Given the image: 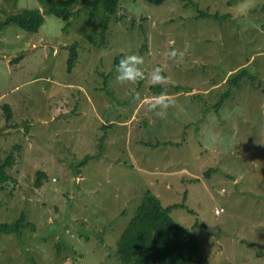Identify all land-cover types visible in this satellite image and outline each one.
<instances>
[{
	"label": "rangeland",
	"instance_id": "rangeland-1",
	"mask_svg": "<svg viewBox=\"0 0 264 264\" xmlns=\"http://www.w3.org/2000/svg\"><path fill=\"white\" fill-rule=\"evenodd\" d=\"M90 1L64 20L47 0H0V22L23 9L44 17L35 33L0 29V163L12 155L0 222L24 211L34 226L21 240L0 233V264H123L116 241L147 190L163 206L186 191L170 216L199 239L203 264H264V0H123L104 37ZM131 53L145 77L119 82L114 61ZM243 65L257 86L243 79L214 107ZM158 66L170 86L159 117L148 110ZM100 138L102 157L76 172ZM37 170L48 174L39 188Z\"/></svg>",
	"mask_w": 264,
	"mask_h": 264
},
{
	"label": "trees",
	"instance_id": "trees-1",
	"mask_svg": "<svg viewBox=\"0 0 264 264\" xmlns=\"http://www.w3.org/2000/svg\"><path fill=\"white\" fill-rule=\"evenodd\" d=\"M43 2V0H40ZM80 0H47L45 4L46 12L53 14L64 20L68 19L74 12H80V8L74 10V7ZM86 2L87 0H81ZM155 5L162 4L165 0H145ZM123 0H91L89 15L91 17L99 16V22L93 27L97 31L102 28L103 37L116 13L117 7ZM199 16L213 17L215 19L226 18L227 15L219 13H208L200 11ZM44 20L43 14L39 9H23L21 12L9 15L4 21L0 22V29L7 24L13 23L21 29L35 33ZM93 39H95L93 37ZM91 43V42H90ZM78 43L74 42L69 47V57L67 59V71H71L78 58ZM121 56H124L121 54ZM121 56L114 61V68L118 64ZM243 79H249L251 84L254 83L255 76L250 72L248 67L241 66L239 69L231 72L226 80L225 91L220 94V99L214 107H219L224 98L231 96L234 89L238 88ZM150 88L159 96L161 93L166 95V90L170 86L150 85ZM178 88V86H175ZM3 114L8 123L11 119L12 112L9 104H3ZM110 126V125H106ZM105 127V126H102ZM2 130V129H1ZM160 144H173V142H158ZM154 145V146H155ZM105 149L103 139L100 138L97 144V152L94 155H85L81 162L76 165V172H79V166L87 163L91 159L102 157ZM12 163V155L9 154L5 160L0 163V184L8 179L5 169ZM72 165V164H71ZM75 168V165H73ZM210 172V171H209ZM34 181L35 187L39 188L42 181L48 176L46 171L37 170ZM209 175V173H208ZM186 191L183 194V202L171 204L168 206L161 205L159 199L150 191H145L139 204L134 208L133 215L130 217L126 226L122 230L116 241L115 255L123 264H203V258L199 254L200 243L195 234L188 228L176 223L170 216V211L176 207L185 208L184 200ZM191 211V210H189ZM223 211V209H222ZM221 211V212H222ZM34 226L27 221L24 211L12 221L0 222V233L14 235L21 240L23 232L33 230ZM65 245L59 243L53 246L54 250L62 251ZM64 249V248H63Z\"/></svg>",
	"mask_w": 264,
	"mask_h": 264
},
{
	"label": "clouds",
	"instance_id": "clouds-1",
	"mask_svg": "<svg viewBox=\"0 0 264 264\" xmlns=\"http://www.w3.org/2000/svg\"><path fill=\"white\" fill-rule=\"evenodd\" d=\"M178 57H183V52L176 49H172L169 52L170 59ZM143 63V58L135 53L123 56L116 65L117 75L115 79L119 82H137L143 79L145 77V73L142 70ZM148 75L153 86L162 85L167 80L164 70L159 66L152 69ZM168 107L169 102L164 98V94L161 93L149 104L148 110L159 117Z\"/></svg>",
	"mask_w": 264,
	"mask_h": 264
},
{
	"label": "built area",
	"instance_id": "built-area-1",
	"mask_svg": "<svg viewBox=\"0 0 264 264\" xmlns=\"http://www.w3.org/2000/svg\"><path fill=\"white\" fill-rule=\"evenodd\" d=\"M222 211V209H216L215 212L219 214V212Z\"/></svg>",
	"mask_w": 264,
	"mask_h": 264
}]
</instances>
